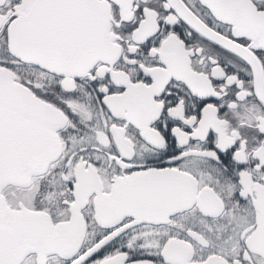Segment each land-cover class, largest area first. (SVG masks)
I'll return each instance as SVG.
<instances>
[{
    "label": "snow or ice",
    "instance_id": "snow-or-ice-1",
    "mask_svg": "<svg viewBox=\"0 0 264 264\" xmlns=\"http://www.w3.org/2000/svg\"><path fill=\"white\" fill-rule=\"evenodd\" d=\"M0 264H264V0H0Z\"/></svg>",
    "mask_w": 264,
    "mask_h": 264
}]
</instances>
